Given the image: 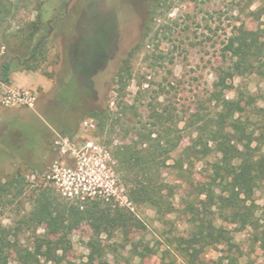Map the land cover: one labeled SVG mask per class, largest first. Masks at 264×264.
<instances>
[{
	"label": "rangeland",
	"instance_id": "obj_1",
	"mask_svg": "<svg viewBox=\"0 0 264 264\" xmlns=\"http://www.w3.org/2000/svg\"><path fill=\"white\" fill-rule=\"evenodd\" d=\"M261 14L264 0H0V245H6V264H22L23 254L48 242L59 264H90L98 257L110 264H163L162 255L167 264H188L173 242L190 232L194 192L178 169L153 168L151 179L171 183L174 212L159 217L151 207L132 205L134 176L120 153L144 127L166 129L174 143L167 165L184 161L185 177L195 183L209 181L212 168L226 173L230 163L217 149L203 158L190 153L197 136L193 117L204 124L217 115L211 101L217 89L239 102L238 116L251 119L250 131H258L261 76L235 77L228 89L216 86L230 67L228 39L242 26L264 28ZM6 63L11 72L2 83ZM23 92L31 94L32 106L14 98ZM239 93L248 104L238 101ZM156 112L169 116L165 124L155 121ZM138 177L147 176L138 171ZM43 195L54 206L96 202L131 209L144 228L98 236L82 222L52 230L31 220ZM253 199L255 217L264 221V180ZM217 223L230 229L238 246L231 253L236 260L223 264H264L249 226ZM134 246L139 253L150 246L154 254L140 259ZM221 256L211 248L201 257L208 263Z\"/></svg>",
	"mask_w": 264,
	"mask_h": 264
},
{
	"label": "trees",
	"instance_id": "obj_2",
	"mask_svg": "<svg viewBox=\"0 0 264 264\" xmlns=\"http://www.w3.org/2000/svg\"><path fill=\"white\" fill-rule=\"evenodd\" d=\"M36 51L35 48L33 54ZM225 52L230 57L231 63L224 75L220 76L217 88L228 89V80L248 74H259L264 80V28L260 27L252 31L245 26L240 27L228 39ZM1 71V82L8 83L11 72L9 64H4ZM122 76L123 74L121 80H123ZM238 96V101L246 102L243 93H239ZM249 98L250 101L253 100V97ZM211 101L220 111L217 115L206 119L204 124L199 123L198 114L194 115L192 127H196L197 136L190 148L192 151L190 153H194V157L203 158L217 149L223 154L226 162L230 163L231 168H228L226 173L212 168L209 181L195 183L189 179L191 177H185L184 161H177L173 166L167 165V158L174 149V143L172 145L169 140L173 135L172 132L166 129L161 132L159 129L152 131L144 127L137 132V140L132 143L133 145H125L120 153L123 155L122 164L127 173L134 176L128 195L132 205L151 207L159 217L171 215L174 212L169 199V196L173 194L171 183L151 179L149 174L153 168L158 171L166 167L178 169L181 172V180L194 192L197 206L188 205L187 209L190 232L187 237H179L175 243L173 242L176 250L188 264H223L225 261L236 260L231 253L238 246L231 236L230 229L224 225H218V218L229 225L239 224L243 228L249 226L253 231L254 242L264 251V221L255 217L257 206L253 199L258 183L264 180V108H257V114L262 121L259 123L258 131L251 132V119L238 116L240 110H243L237 105L239 102L224 97L217 89L212 92ZM155 114L157 122L163 121L165 124L169 119V116L164 113L156 112ZM91 116L103 121L100 115L94 113ZM154 135L156 137H153ZM177 140H180V137ZM254 142L257 145L253 148ZM189 164H193L192 161ZM138 171L143 172L147 177L143 180L139 179ZM30 214L31 220L39 225H46L52 230L77 227L82 222H88L98 236L108 235L117 228H122L128 233L144 228V223L131 209L124 211L120 208H104L96 202L85 206L67 203L54 206V202L50 201L46 195L39 198L36 208ZM5 246V243L0 245V264L7 262L2 256ZM51 246L52 243L48 242L47 245L38 246L36 253L28 250L22 255L20 262L47 264L52 261L59 264L58 258L54 259L51 255ZM211 248L221 250L222 256L218 261L207 263L201 256ZM139 250L138 246H134V253L140 259L154 254L150 246H146L141 253ZM165 256L162 255L163 264H167ZM41 258L46 262H42ZM90 264H110V262L98 257L97 262Z\"/></svg>",
	"mask_w": 264,
	"mask_h": 264
},
{
	"label": "built area",
	"instance_id": "obj_3",
	"mask_svg": "<svg viewBox=\"0 0 264 264\" xmlns=\"http://www.w3.org/2000/svg\"><path fill=\"white\" fill-rule=\"evenodd\" d=\"M14 98L17 99L18 102H21L23 104H28L30 106L33 105L34 99L32 98L29 92L17 93V95H15ZM85 126L87 127L91 126V121H86ZM92 127L94 126L92 125Z\"/></svg>",
	"mask_w": 264,
	"mask_h": 264
},
{
	"label": "flooded vegetation",
	"instance_id": "obj_4",
	"mask_svg": "<svg viewBox=\"0 0 264 264\" xmlns=\"http://www.w3.org/2000/svg\"><path fill=\"white\" fill-rule=\"evenodd\" d=\"M37 49H38V47H37ZM0 193H1V188H0Z\"/></svg>",
	"mask_w": 264,
	"mask_h": 264
}]
</instances>
